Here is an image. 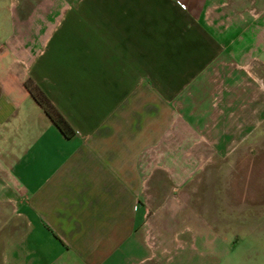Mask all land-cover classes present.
Wrapping results in <instances>:
<instances>
[{
    "label": "crops",
    "instance_id": "crops-1",
    "mask_svg": "<svg viewBox=\"0 0 264 264\" xmlns=\"http://www.w3.org/2000/svg\"><path fill=\"white\" fill-rule=\"evenodd\" d=\"M215 2L76 0L54 23L40 20L37 38L23 32L22 46L0 50V264H168L179 248H149L143 222L147 206L167 201L185 215L176 189L190 142L215 140L221 157L231 135L246 155L251 128L264 126V91L240 71L264 66L263 11L207 19ZM27 77L73 135L50 121ZM179 151L177 168L167 165ZM174 172L167 191L160 174Z\"/></svg>",
    "mask_w": 264,
    "mask_h": 264
},
{
    "label": "rangeland",
    "instance_id": "rangeland-1",
    "mask_svg": "<svg viewBox=\"0 0 264 264\" xmlns=\"http://www.w3.org/2000/svg\"><path fill=\"white\" fill-rule=\"evenodd\" d=\"M75 1L0 0V50L14 41L22 46L23 32L37 38L40 20L54 23L59 8ZM215 5V9L208 11L207 19L215 14L218 19H230L233 13H238L242 16L240 20L248 22L256 19L254 16L261 10L264 19V0H216ZM18 10L22 12L19 13L21 19L26 16L29 24L26 31L17 25ZM4 54V51L0 54L3 65ZM250 66L251 73L246 71L247 68H240L243 83L253 76L259 90L264 91L262 62L253 60ZM11 67L20 69L17 64ZM230 68L223 64V74ZM247 74L250 75L248 78ZM263 127L258 122L251 128L250 132L254 131V134L248 141L255 143L246 155L242 154V145H237L231 135L219 144L223 153L227 152L221 157L214 155L215 140L190 142V171L182 178L181 188L176 189V196L183 198L184 195L187 203L185 215L181 202L178 205L179 201H167L164 206H147L148 213L143 222V240L149 248H179L171 251L170 259L166 260L168 264H264V142L252 139L256 135L261 137ZM210 128L206 125L202 131L208 132ZM196 150L199 155L194 154ZM181 151L169 159L167 165L177 168L182 159ZM160 177L161 186L168 191L170 185L176 183L178 174L161 173ZM153 209L155 212L151 214Z\"/></svg>",
    "mask_w": 264,
    "mask_h": 264
},
{
    "label": "trees",
    "instance_id": "trees-1",
    "mask_svg": "<svg viewBox=\"0 0 264 264\" xmlns=\"http://www.w3.org/2000/svg\"><path fill=\"white\" fill-rule=\"evenodd\" d=\"M24 86L28 90L32 98L40 105L44 113L50 119V121L59 129V131L66 137H70L74 134L73 128L68 121L64 118L61 112L52 103L46 93L40 88V86L34 82L31 77H27L24 81Z\"/></svg>",
    "mask_w": 264,
    "mask_h": 264
}]
</instances>
